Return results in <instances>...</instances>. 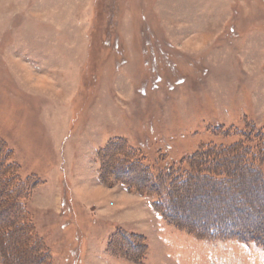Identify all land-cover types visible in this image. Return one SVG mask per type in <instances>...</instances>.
Returning <instances> with one entry per match:
<instances>
[{"label":"rangeland","instance_id":"obj_1","mask_svg":"<svg viewBox=\"0 0 264 264\" xmlns=\"http://www.w3.org/2000/svg\"><path fill=\"white\" fill-rule=\"evenodd\" d=\"M248 129L264 148V0H0V264H264L209 238L264 232ZM172 168L200 176L175 224L144 191Z\"/></svg>","mask_w":264,"mask_h":264},{"label":"trees","instance_id":"obj_2","mask_svg":"<svg viewBox=\"0 0 264 264\" xmlns=\"http://www.w3.org/2000/svg\"><path fill=\"white\" fill-rule=\"evenodd\" d=\"M253 131L251 129H248V131H244L241 135L244 137V138H248L249 139V142L247 145H245V148H242L243 150H240V153L239 152H236L235 154H237L236 156L238 158L237 161H236V164H235V168H231V171H233L234 169H240V168H243V167H247L248 168V174H253L254 178H257L258 177V180H259V177H260V181L262 182V172L264 171V167H263V164H264V159H263V155H264V148H263V145L259 144V148H249L248 145H252L254 143V140L256 138H260V135H257L258 137H251L253 136L252 133ZM256 132H258L259 134H261V132H259L258 130H256ZM252 133V134H251ZM264 134V132H263ZM261 134V135H263ZM230 149V148H229ZM246 157V158H244ZM243 158L244 160L247 159V163L245 161H243ZM215 159V158H214ZM116 165H121V171L124 169H127V172L128 170H131L132 168L134 167H137L136 164L133 166V163H124L122 161L118 162L116 161L115 162ZM139 163V162H138ZM221 164V162H218L216 159H215V164ZM196 168H194L195 170ZM213 172L216 170L213 169ZM220 169H218V173H214V178L216 179V181L218 183L220 182H226V181H229L228 179H226L225 177H227L228 175H231V174H228V170H223V171H219ZM169 176L171 177L170 181L171 183L167 184V181L165 182L166 180V173L162 176V181H158L157 178L154 177V179L151 177V174H146V177H147V181H149V186H150V189H147V190H144L145 191V195L150 197V196H156L159 201L158 202H153L151 201V205L152 207L156 210V212L158 214H160L164 220H166L168 223H173L175 224L174 222V219L177 218V220H179V217L177 216L176 217V214H174V208H179L178 206L180 205V201L178 203H173V201H175V188H176V185L177 183H175L176 181H179L181 180V178L183 177L184 180L183 182H181V184H179V186L181 187H185L186 185H184L185 181H188L189 183H191V185H195L196 186V182H198L197 180L195 181V179L198 177V175H196L195 173H193V171H183V170H179V169H176V168H172V169H169ZM166 170V172H168ZM240 174V173H238ZM238 174H236L238 176ZM244 174V173H243ZM148 175V176H147ZM153 176V175H152ZM161 176V175H160ZM187 176V178H185ZM225 176V177H224ZM200 178V176L198 177ZM186 179V180H185ZM188 179V180H187ZM163 180H164V183H163ZM126 184V183H125ZM264 184V177H263V182H262V185ZM144 187V186H143ZM189 187V186H187ZM258 187V186H257ZM261 188V192H264V185L263 186H259ZM145 188V187H144ZM170 197H172L174 200L172 201V199H170ZM174 215V216H173ZM218 224V222L216 223ZM218 228H211V231H214L215 234H212V236L210 235L209 238L213 239L215 238V236H218L219 238L217 239H220V240H226V239H235V240H241L243 242H255L257 244H259V246H261L262 248H264V232L262 230L260 231H256L255 234H253V236H250L247 237L246 236V231L244 232L243 230H240V229H237L238 232L240 233H233L234 231H230L231 234H227V237H226V233L221 231L219 229V226H217ZM216 229V231H215ZM23 233H26L25 231ZM256 234H259L256 235ZM224 235V236H223ZM244 235L247 237H244ZM119 236L125 241V243L131 247V246H135L134 244H131V243H134L133 240L136 239V241L139 242V239L138 237H132V236H128L127 234H124V233H120ZM25 239V238H24ZM141 240V239H140ZM25 241H23L24 243ZM29 242H25L24 245H28ZM131 244V245H130ZM139 247V246H138ZM134 248H137V247H134ZM132 249V248H131Z\"/></svg>","mask_w":264,"mask_h":264}]
</instances>
